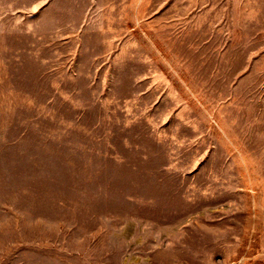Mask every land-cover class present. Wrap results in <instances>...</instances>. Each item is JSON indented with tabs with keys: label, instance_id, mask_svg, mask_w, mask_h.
Returning <instances> with one entry per match:
<instances>
[{
	"label": "rangeland",
	"instance_id": "rangeland-1",
	"mask_svg": "<svg viewBox=\"0 0 264 264\" xmlns=\"http://www.w3.org/2000/svg\"><path fill=\"white\" fill-rule=\"evenodd\" d=\"M0 264H264V0H0Z\"/></svg>",
	"mask_w": 264,
	"mask_h": 264
}]
</instances>
